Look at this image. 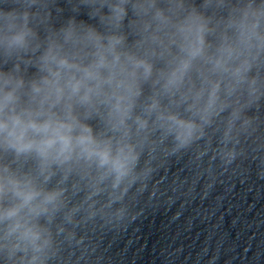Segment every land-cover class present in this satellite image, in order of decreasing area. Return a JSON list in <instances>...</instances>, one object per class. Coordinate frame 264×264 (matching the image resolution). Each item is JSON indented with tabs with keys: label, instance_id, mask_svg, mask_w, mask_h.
<instances>
[{
	"label": "clouds",
	"instance_id": "9594fccd",
	"mask_svg": "<svg viewBox=\"0 0 264 264\" xmlns=\"http://www.w3.org/2000/svg\"><path fill=\"white\" fill-rule=\"evenodd\" d=\"M249 157L264 0H0V264H104L98 234Z\"/></svg>",
	"mask_w": 264,
	"mask_h": 264
}]
</instances>
